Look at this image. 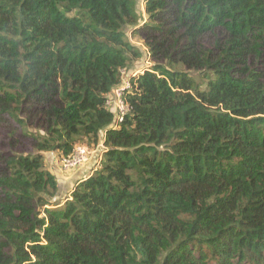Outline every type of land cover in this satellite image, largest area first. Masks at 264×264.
<instances>
[{
	"label": "trees",
	"instance_id": "16d2710c",
	"mask_svg": "<svg viewBox=\"0 0 264 264\" xmlns=\"http://www.w3.org/2000/svg\"><path fill=\"white\" fill-rule=\"evenodd\" d=\"M0 0V264H264V0ZM131 79L122 122L108 105ZM204 72L202 89L188 72ZM210 74V75H208ZM105 133L64 203L47 154Z\"/></svg>",
	"mask_w": 264,
	"mask_h": 264
},
{
	"label": "rangeland",
	"instance_id": "374dc122",
	"mask_svg": "<svg viewBox=\"0 0 264 264\" xmlns=\"http://www.w3.org/2000/svg\"><path fill=\"white\" fill-rule=\"evenodd\" d=\"M137 1V10L140 15V23L143 25L149 20V16L146 13V3L145 0ZM126 32L132 44L142 50L143 57L130 63L129 66L124 69L126 70V72L122 75L123 81L131 80L133 77H137L143 74L146 70H151L156 64H166V61L155 62V60L152 59L149 50L145 45L144 39L140 36L135 35L133 33V29L128 28ZM176 69L182 72L190 73L196 83L200 85L202 89H207L209 79H207V76L204 74V72H197L194 70L190 71L181 65L177 66ZM111 110H114V108H112ZM14 131H16V126L13 127L10 122H8L7 117L0 118V152L6 153L8 155L13 153H35V149L32 146V141L24 136L23 130L19 127L18 132H16L15 134H11ZM103 134L104 133L101 134L102 138L104 137ZM102 145H104L103 139L98 145H94L92 144V142H88L87 140L79 144V146L88 147L93 152L96 151V154H93V158L90 160V162L80 168L73 170H66L63 168V158L60 155L56 154V163L54 164H52L53 159L52 156H50L51 158L47 161L46 167L57 176L60 185L59 196L55 201L64 203V201L71 196V193L73 192L76 184L79 183V181H83L91 177L95 173L98 166H100V164L104 160V153L106 152V149L102 147Z\"/></svg>",
	"mask_w": 264,
	"mask_h": 264
},
{
	"label": "built area",
	"instance_id": "2783aa9c",
	"mask_svg": "<svg viewBox=\"0 0 264 264\" xmlns=\"http://www.w3.org/2000/svg\"><path fill=\"white\" fill-rule=\"evenodd\" d=\"M126 70H122V75L125 74ZM122 84L113 90L112 96L109 98L108 105L109 107L114 108L112 110L117 117L118 122L124 120L125 115L129 112V108L125 102V96L127 92L131 89V80L123 81ZM111 108V109H112ZM105 147V145H102ZM93 154H96V151L93 152L86 146H77L75 151L62 159V166L66 170H73L80 168L90 162L93 158Z\"/></svg>",
	"mask_w": 264,
	"mask_h": 264
},
{
	"label": "crops",
	"instance_id": "0c3cea01",
	"mask_svg": "<svg viewBox=\"0 0 264 264\" xmlns=\"http://www.w3.org/2000/svg\"><path fill=\"white\" fill-rule=\"evenodd\" d=\"M104 135V137L102 138L103 140H104V138H105V133L103 134ZM50 156H52V159H53V162H52V164H54V163H56V154L55 153H49V154H47V159L49 160L51 157ZM80 182V181H79Z\"/></svg>",
	"mask_w": 264,
	"mask_h": 264
}]
</instances>
